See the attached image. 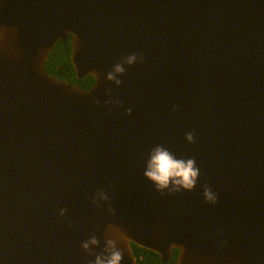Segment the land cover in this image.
Here are the masks:
<instances>
[{
	"label": "water",
	"instance_id": "95a60500",
	"mask_svg": "<svg viewBox=\"0 0 264 264\" xmlns=\"http://www.w3.org/2000/svg\"><path fill=\"white\" fill-rule=\"evenodd\" d=\"M132 245L264 264V0H0V264Z\"/></svg>",
	"mask_w": 264,
	"mask_h": 264
},
{
	"label": "trees",
	"instance_id": "16d2710c",
	"mask_svg": "<svg viewBox=\"0 0 264 264\" xmlns=\"http://www.w3.org/2000/svg\"><path fill=\"white\" fill-rule=\"evenodd\" d=\"M71 42L58 43L49 55L46 63V70L49 74L61 79L68 80L78 84L83 89H90V86L94 83L92 77H85L83 80H78L75 76L74 68L70 61ZM134 255L138 259V264H164L161 262L159 256L151 251L132 245ZM178 252L174 251L171 260L166 264H175Z\"/></svg>",
	"mask_w": 264,
	"mask_h": 264
},
{
	"label": "flooded vegetation",
	"instance_id": "af4514ba",
	"mask_svg": "<svg viewBox=\"0 0 264 264\" xmlns=\"http://www.w3.org/2000/svg\"><path fill=\"white\" fill-rule=\"evenodd\" d=\"M83 79H84V78H83ZM83 79H78V80H83ZM67 81H68V80H67ZM68 82H69V81H68ZM70 83H73V82H70ZM73 84H76V83H73ZM76 85H78V84H76ZM92 85H93V84H92ZM92 85H91V86H92ZM91 86H90V87H91Z\"/></svg>",
	"mask_w": 264,
	"mask_h": 264
}]
</instances>
